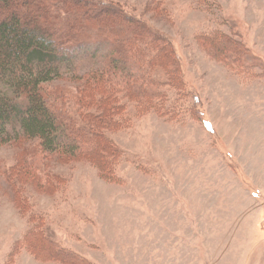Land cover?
<instances>
[{
	"label": "rangeland",
	"instance_id": "rangeland-1",
	"mask_svg": "<svg viewBox=\"0 0 264 264\" xmlns=\"http://www.w3.org/2000/svg\"><path fill=\"white\" fill-rule=\"evenodd\" d=\"M95 1L174 58L119 75L135 96L118 95L104 162L0 147V264H264V0ZM110 56L76 58L47 94Z\"/></svg>",
	"mask_w": 264,
	"mask_h": 264
},
{
	"label": "trees",
	"instance_id": "trees-1",
	"mask_svg": "<svg viewBox=\"0 0 264 264\" xmlns=\"http://www.w3.org/2000/svg\"><path fill=\"white\" fill-rule=\"evenodd\" d=\"M144 26L119 6L95 0H0V147L31 143L45 157L73 159L91 146L102 162L112 157L102 132L120 115L118 95L135 96L136 83L119 75L143 59L164 68L174 58L172 46ZM216 36L209 40L214 47ZM105 48L111 56L103 68L47 94L68 64ZM136 94L145 104L153 93Z\"/></svg>",
	"mask_w": 264,
	"mask_h": 264
},
{
	"label": "crops",
	"instance_id": "crops-1",
	"mask_svg": "<svg viewBox=\"0 0 264 264\" xmlns=\"http://www.w3.org/2000/svg\"><path fill=\"white\" fill-rule=\"evenodd\" d=\"M260 191H261V193L263 194V196H264V187L263 188H261L260 187V189H259ZM248 203H251V202H248ZM257 203V202H256Z\"/></svg>",
	"mask_w": 264,
	"mask_h": 264
}]
</instances>
